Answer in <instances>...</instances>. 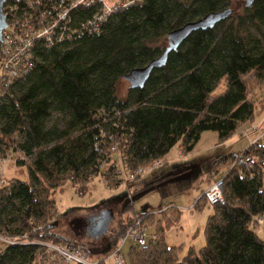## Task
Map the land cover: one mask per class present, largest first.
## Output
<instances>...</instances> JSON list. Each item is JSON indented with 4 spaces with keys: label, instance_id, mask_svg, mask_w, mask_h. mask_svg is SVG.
<instances>
[{
    "label": "trees",
    "instance_id": "trees-1",
    "mask_svg": "<svg viewBox=\"0 0 264 264\" xmlns=\"http://www.w3.org/2000/svg\"><path fill=\"white\" fill-rule=\"evenodd\" d=\"M232 1L141 0L114 13L98 33L80 30L91 17L90 10L80 9L72 17V39L34 45L28 74L0 84V151L5 157L19 153L17 163L29 165L30 172L27 181L0 183V232L16 239L0 250V264H42L37 242L65 241L34 218L46 216L53 205L52 189L67 181L84 188L106 171L101 163L111 146L122 147L133 168L163 158L175 145L190 152L206 131L226 140L255 119L254 86L245 77L264 71V0H245L241 14L229 13L192 31L142 87H128L123 99L116 94L120 78L164 52L159 42L170 31L223 12ZM222 80L224 88L215 93ZM54 112L64 117L63 128L56 122L47 126ZM244 154L264 157V143L212 164L207 176L222 172L224 202L209 205L199 197L212 210L205 220V244L198 249L182 254L180 246H169L161 220L128 212L132 203L127 204L114 244L124 219L134 214L154 224L155 232L141 247L130 244L123 263L264 264V239L254 224L264 216V166L250 171L233 166ZM172 221L167 218L165 226ZM36 226L41 228L33 231Z\"/></svg>",
    "mask_w": 264,
    "mask_h": 264
},
{
    "label": "rangeland",
    "instance_id": "rangeland-1",
    "mask_svg": "<svg viewBox=\"0 0 264 264\" xmlns=\"http://www.w3.org/2000/svg\"><path fill=\"white\" fill-rule=\"evenodd\" d=\"M244 6L245 0H233L229 9L232 15H238L242 13ZM167 44L166 38L159 42L161 47H166ZM245 78L254 86L250 98L256 104L255 119L240 127L228 139L220 141L216 132L206 131L188 153L183 154L182 148L175 145L159 159L160 166L143 172L129 188L124 185L108 188L97 176L84 188H81V183L76 186L67 181L61 187L51 190L50 197L54 203L49 207L46 216L40 214L34 218L35 224L52 226V231L66 241L58 242L59 244L72 242L81 245L87 252L88 260L97 262L111 252V244L114 247L113 239L119 230L121 215L123 218L126 214H122V209L132 203L128 212L153 214L154 220L160 219L166 243L169 246H180L182 254L190 246L194 249L203 246L205 220L212 209L203 200H199L200 193L222 178V172H211L208 178L213 162L225 154L243 150L252 140L254 143H264V71L260 72L258 77H253V73H250ZM128 87L129 82L123 77L120 78L116 86L117 96L125 98ZM223 88L224 80L220 82L215 93ZM54 122L59 128H63L62 114L54 112L48 119L47 126ZM6 153L0 151V159L5 157ZM22 157L19 153L10 152L0 161V175L4 181L13 178L21 181L29 179V165L17 163V159ZM153 163L142 167H151ZM197 200L199 201L195 204ZM163 209L166 210L160 213ZM102 211L110 212L105 229L94 222ZM175 213L179 216L174 220L172 216ZM167 218L173 220L169 227L165 226ZM146 225L149 239L155 232V225H148V220ZM257 234L264 239L260 231H257ZM0 236L6 237L1 232ZM130 244L131 239L126 238L122 247L124 254ZM5 246L6 244L0 241V250ZM108 264H113V261H108Z\"/></svg>",
    "mask_w": 264,
    "mask_h": 264
},
{
    "label": "built area",
    "instance_id": "built-area-1",
    "mask_svg": "<svg viewBox=\"0 0 264 264\" xmlns=\"http://www.w3.org/2000/svg\"><path fill=\"white\" fill-rule=\"evenodd\" d=\"M140 2L141 0H4L2 12L6 26L0 33V84L22 79L28 74L34 66L35 44L45 43L51 47L66 39H72L75 33L71 26L72 17L76 15L74 12L80 9L90 10L91 17L81 24L80 30L98 33L102 24L114 13L127 10ZM252 143L253 140L250 144ZM101 165L106 171H99L97 177L108 188L120 185L129 188L143 172L160 166L161 162L158 159L151 167L143 168L140 165L132 168L123 148L115 144L108 149L106 160ZM233 166H241L250 171L256 166H264V157L239 155ZM3 181V176L0 175V183ZM200 196L209 205L222 204L223 179L212 183ZM254 224L255 229L264 236V216L255 218ZM40 228L41 226H36L33 231ZM122 229L123 233L111 254L113 264H124L122 247L126 238H130L131 245L137 247L145 245L148 240L146 220L138 214L126 217ZM26 236L23 235L24 238ZM0 241L12 244L16 239L0 236ZM37 243L41 246L39 260L42 264H99L88 260L87 252L81 245L72 242L62 245L48 241Z\"/></svg>",
    "mask_w": 264,
    "mask_h": 264
},
{
    "label": "water",
    "instance_id": "water-1",
    "mask_svg": "<svg viewBox=\"0 0 264 264\" xmlns=\"http://www.w3.org/2000/svg\"><path fill=\"white\" fill-rule=\"evenodd\" d=\"M4 0H0V33L1 30L6 26L5 16L2 12V6H3ZM229 13H231L230 9H226L223 12H218L215 14H211L203 19L196 20L193 22H188L180 26L179 28H176L172 31H170L167 34V46L165 47L164 52L149 61L145 66L141 68L132 69L128 74L124 75L123 78H125L129 82V87H142L147 80L150 72L154 68L161 67L165 61L167 54L171 50H175L181 42H183L188 35L197 29L204 28L206 26H212L215 22H218L220 19H223L226 17ZM102 213L106 214V218L103 222V229H105L106 222L110 218L109 213L106 211H102ZM108 215V216H107Z\"/></svg>",
    "mask_w": 264,
    "mask_h": 264
},
{
    "label": "crops",
    "instance_id": "crops-1",
    "mask_svg": "<svg viewBox=\"0 0 264 264\" xmlns=\"http://www.w3.org/2000/svg\"><path fill=\"white\" fill-rule=\"evenodd\" d=\"M141 180V179H140ZM138 182V181H137ZM136 183V182H135ZM137 187V186H136ZM206 188V187H205ZM210 214V213H209ZM208 214V215H209ZM111 246H112V249H111V252L107 255V257H105V258H103V259H100L99 261H97V262H99V263H101V264H108V261H113L112 260V258H111V254H112V252H113V245L111 244ZM190 247H192V246H190ZM193 248V247H192ZM194 249V248H193Z\"/></svg>",
    "mask_w": 264,
    "mask_h": 264
},
{
    "label": "flooded vegetation",
    "instance_id": "flooded-vegetation-1",
    "mask_svg": "<svg viewBox=\"0 0 264 264\" xmlns=\"http://www.w3.org/2000/svg\"><path fill=\"white\" fill-rule=\"evenodd\" d=\"M99 218H98V220L96 219L94 222H95V224L96 225H101V226H103V222H104V220H105V218H106V214L105 213H101L99 216H98ZM101 221H100V220ZM99 221V222H98Z\"/></svg>",
    "mask_w": 264,
    "mask_h": 264
}]
</instances>
